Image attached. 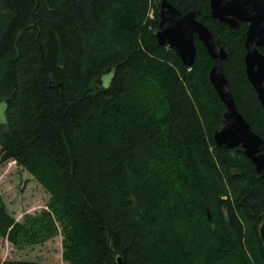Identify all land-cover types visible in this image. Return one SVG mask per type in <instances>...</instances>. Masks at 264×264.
I'll return each mask as SVG.
<instances>
[{"label":"trees","instance_id":"1","mask_svg":"<svg viewBox=\"0 0 264 264\" xmlns=\"http://www.w3.org/2000/svg\"><path fill=\"white\" fill-rule=\"evenodd\" d=\"M166 1L229 49L228 91L264 140L246 25L211 20L206 0ZM158 13L159 0H0V164L50 197L23 224L0 204L11 245L60 230L65 264H264V179L239 148L214 144L224 107L212 61L195 38L190 68L159 46Z\"/></svg>","mask_w":264,"mask_h":264},{"label":"water","instance_id":"2","mask_svg":"<svg viewBox=\"0 0 264 264\" xmlns=\"http://www.w3.org/2000/svg\"><path fill=\"white\" fill-rule=\"evenodd\" d=\"M206 1L211 20L232 30L240 24L246 25L243 41L245 76L264 114V54L260 52L264 49V0ZM158 16L154 36L159 46H167L185 67L190 68L195 55V38L212 61L208 80L224 107L220 123L212 135L214 144L223 150L239 148L254 172L264 179V140L251 130L238 113L222 72L221 63L228 60L229 49L225 50L219 39L214 41L209 30L195 19L193 13L181 15L166 0H159ZM110 74L111 70H108L98 81L102 77L108 78ZM207 216L210 221L208 212ZM258 233L264 245V219Z\"/></svg>","mask_w":264,"mask_h":264},{"label":"rangeland","instance_id":"3","mask_svg":"<svg viewBox=\"0 0 264 264\" xmlns=\"http://www.w3.org/2000/svg\"><path fill=\"white\" fill-rule=\"evenodd\" d=\"M105 79H108L106 85L110 77ZM1 111L2 107L0 108ZM49 199V195L34 178L14 162L9 161L0 164V204L3 205L6 214L12 219L13 223L23 224L26 217L36 218L41 212H47ZM58 232L57 236L42 244H27L24 242L20 246L17 245V247L0 236V261L65 264L62 261L63 237L61 231ZM31 241L30 239L27 242Z\"/></svg>","mask_w":264,"mask_h":264}]
</instances>
